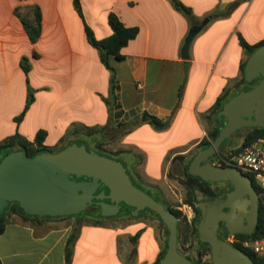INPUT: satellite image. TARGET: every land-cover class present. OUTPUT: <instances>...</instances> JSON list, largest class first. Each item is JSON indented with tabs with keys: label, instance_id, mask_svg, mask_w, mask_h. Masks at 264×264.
I'll return each mask as SVG.
<instances>
[{
	"label": "crops",
	"instance_id": "crops-1",
	"mask_svg": "<svg viewBox=\"0 0 264 264\" xmlns=\"http://www.w3.org/2000/svg\"><path fill=\"white\" fill-rule=\"evenodd\" d=\"M178 1L190 9V18L170 0H77L78 10L74 0H0V141L15 134L32 141L43 131L42 143L48 147L73 142L88 147L84 139L90 138L104 151L127 152L124 160L114 158L131 169L136 186L146 185L165 202L167 189L175 188L170 178L176 181L167 168L177 171L186 165L178 156L206 137L215 120L206 117L210 106L218 96L244 90L240 63L249 54L239 40L249 45L264 40V0ZM32 7L40 14L34 41L21 19L32 18ZM109 14L137 28L120 49L123 58H109L114 99L111 72L85 33L87 27L96 39L110 35ZM204 18L207 22L182 58L188 29ZM182 109L195 130L166 140ZM142 111L171 116L168 126L155 129L140 117ZM198 112L204 123L195 119ZM129 121L135 125L124 132ZM88 127L99 130L88 133ZM138 131L157 143L150 172L151 151L129 139ZM135 151L144 157L135 159ZM113 223L68 216L25 220L7 214L0 264H64L66 238L75 226L68 264H151L166 246V228L150 211L123 226Z\"/></svg>",
	"mask_w": 264,
	"mask_h": 264
},
{
	"label": "water",
	"instance_id": "water-1",
	"mask_svg": "<svg viewBox=\"0 0 264 264\" xmlns=\"http://www.w3.org/2000/svg\"><path fill=\"white\" fill-rule=\"evenodd\" d=\"M207 20L204 18L188 29L180 48L182 58H187L192 38ZM257 73L261 78L256 84L239 90L222 104L216 113V117L223 119L218 133L206 147L195 153L188 164V172L204 180H230L233 184L224 198L194 203L199 211L195 226L197 238L208 246L209 260L192 261L178 252L175 214L134 185L119 160L87 149L82 143L73 142L55 151H40L31 156L22 149L2 155L0 214L8 202H16L27 215L70 216L83 211L95 198L99 200L100 215L108 216L117 210L118 202H123L132 207L133 215L147 208L156 213L164 224L166 248L159 264H252L243 251L227 239L218 238L216 228L218 222L223 221L229 235L252 233L257 218V197L247 175L232 166L213 163L218 159L216 153L221 142L237 129L244 126L264 128V43L247 56L242 68L245 82L253 80ZM100 184L107 188L106 194L103 189L94 193ZM103 198L108 202L102 201Z\"/></svg>",
	"mask_w": 264,
	"mask_h": 264
},
{
	"label": "trees",
	"instance_id": "trees-1",
	"mask_svg": "<svg viewBox=\"0 0 264 264\" xmlns=\"http://www.w3.org/2000/svg\"><path fill=\"white\" fill-rule=\"evenodd\" d=\"M173 6L180 12H182L184 15L187 17H191V11L188 7L184 6L182 3H180L178 0H170ZM74 4L76 9L78 10V2L77 0H74ZM18 14V12H16ZM22 19L25 31L27 33V36L29 40L34 41L40 32V14L38 11V8L32 7V18L29 20ZM108 24L111 28V34L100 38L96 39L93 37L92 33L90 30L85 27V33H86V38L89 44L94 46L99 53V59L105 65L109 70H110V87H111V97L114 99V92H113V87H114V71L113 68L109 64V58L113 57L116 60H121L123 58L122 53L120 52V49L127 43L128 40L133 38L136 33H137V28L136 27H129L123 25V23L113 14L108 15ZM241 46L245 49L247 54H250L256 47H258L260 44L264 43V40H261L257 43L249 45L246 43L244 40L240 39L239 40ZM245 61H242L240 63V71H241V77H240V82L244 83V79L242 76V68L244 66ZM21 66L24 71L28 70V64L25 63V60L21 62ZM249 86H244L243 89L246 90L248 89ZM228 99V96L226 94H223L221 96H218L214 103L210 106L208 110V114L206 115L207 118H214V124L211 129L207 130L206 132V137H203L199 143L198 147L204 148L206 147L210 141L214 139L216 134L218 133V127H220L223 124V119L222 117H216V113L218 110H220L222 104ZM140 117L143 118L146 122L151 124L155 129H164L168 126L169 121L171 116L165 117V118H159L151 113H148L146 111H142L140 113ZM127 127L124 132L127 130L131 129L135 123L133 121H129L126 123ZM120 125V124H119ZM86 132L88 133H93L99 130L98 127H88L85 129ZM264 134V128L261 127H253L251 128L250 132L247 133L242 141L240 142L239 145L234 146L233 148L229 149L228 151H225L224 155L220 159V164L223 166H227L224 161H226L231 153L236 152L237 150L240 149V147L250 140L254 139L257 136L263 135ZM44 137V132L43 131H38L37 134L35 135L34 139L32 141H28L26 139H23L20 137L18 134L11 135L9 137H6L2 141H0V157L4 155L6 152L11 151V150H17V149H22L25 151V153L28 156H31L37 152L40 151H55L58 150L65 145H60L57 147H48L42 143ZM225 139L221 142V147L223 145V142ZM80 144V143H77ZM68 145V144H67ZM97 152V151H96ZM99 154L106 155L108 157H111L108 154H105L103 152H98ZM112 158V157H111ZM134 184V183H133ZM135 185V184H134ZM138 187V186H137ZM155 199V198H154ZM156 201L160 202L163 204V206L166 209H170L175 216L177 217V238L179 241L184 244L186 243L192 235H194L195 239L198 241L197 238V233H196V223L199 219V211L198 209L194 206L193 200L186 197L185 195L182 198L183 203H188L193 211L195 212V216L192 217L191 221L188 223L185 220V217L181 214L180 210H178L176 207L169 206L165 202H162L160 200L155 199ZM257 201H258V222L257 226L255 227V230L250 234H234V237L237 239H244V238H252L256 237L260 233V228L262 225V217H263V209H262V203L261 199L257 196ZM146 210H149L145 208ZM144 209V210H145ZM153 215H155L158 219L159 217L157 216L156 213L153 211L149 210ZM16 214L22 219H29V220H38L42 217H49V216H42L38 217L35 215H27L23 213V211L18 207L16 202H8L7 206L4 208L3 212L0 214V233L3 231L5 222H6V216L7 214ZM95 222H98L99 220H94ZM160 221V219H159ZM161 222V221H160ZM161 224L164 226V224L161 222ZM78 228L75 226L69 233V235L66 238V245L64 248V264H68L70 261L71 257V248H72V243L76 237ZM167 232V230H166ZM226 237V236H225ZM222 239H225L222 237ZM202 244V248L198 252V256L201 257L204 254H209V248L208 246L203 242H199ZM234 247L240 249L243 251L250 259L252 264H264V259L255 255L248 249L242 247L238 241L234 240L230 242ZM166 246H164L163 250L160 252L159 256L157 259L151 263V264H159V259L162 257L164 254ZM207 261V260H205Z\"/></svg>",
	"mask_w": 264,
	"mask_h": 264
},
{
	"label": "flooded vegetation",
	"instance_id": "flooded-vegetation-1",
	"mask_svg": "<svg viewBox=\"0 0 264 264\" xmlns=\"http://www.w3.org/2000/svg\"><path fill=\"white\" fill-rule=\"evenodd\" d=\"M260 78H261L260 74L257 73L256 76L254 77V79L251 80L250 82H247L246 84H244L243 87L244 86H249L248 88L252 87L254 84H256L258 82V80ZM253 127H255V126H244V127H241L237 130H242L244 128H247L242 135V139H243V137L247 133H249L251 128H253ZM218 130H219V127H218ZM198 143H196L186 153V155L191 153L190 158L187 160L186 165H184L183 167H181L180 169L177 170L178 174L174 175L175 179L177 182L181 183L184 186V195L186 197L192 199L193 203H195L199 200H207V199H213V198H224L225 194L227 192H229L233 187V184L230 180H225V181L204 180L200 176H198L197 174H192V173L188 172V164H189L190 160L193 158L195 153L199 149H201V147H198ZM220 145H219V147L217 149V153H216L218 159L216 162L213 163V165H216V166L221 165L220 159L222 158V156L225 153V151H223V149ZM229 149H231V147ZM186 155H180L178 157V159L180 160L182 157H184ZM123 166H124V164H123ZM125 170L130 177V174H129L126 167H125ZM81 179L88 180L89 178L81 177ZM130 179H131V177H130ZM131 181H132V183H134L132 179H131ZM250 186H251V189L254 191L251 180H250ZM99 189H103L105 194L108 192L107 188L104 187L102 184H100L96 188L94 193H97ZM254 193H255V191H254ZM243 199L246 200L247 197L243 196ZM91 200H92L91 204L89 206H87L83 211H81L83 213V218L90 219V220H101V219H103V220H109L112 222H120V220L123 219L122 214H125V213L129 214L130 211L132 210V207L124 204L123 202H118L117 210L113 214L108 215V216H102V215H100V206L98 205L99 200L95 199V198H92ZM102 201L108 202V199L103 198ZM245 209L246 210L248 209L247 204H245ZM223 210L226 211L227 208L224 207ZM81 212H79L78 215ZM191 213H192V217H194L195 212L193 211L192 207H191ZM78 217H80V216H78ZM246 220H247V215L245 214V216H244V223L245 224H246ZM257 222H258V201H257V218H256V221L254 224L253 231L255 230V227L257 226ZM216 235L218 238H222V237L226 238L225 236H227V232L224 228V222L223 221L218 222V225L216 228ZM190 239H192V240H188L186 243L182 244L179 241V239L177 238L176 248H177L178 252H180L182 255H184L185 257L189 258L192 261H195L188 256L187 252L189 250H191V251H194L198 255L199 250L202 248V244L199 243L200 242L199 240L197 241L195 239L194 235H192ZM195 243H197V244L195 245ZM201 243H203V242H201ZM206 260H209V258Z\"/></svg>",
	"mask_w": 264,
	"mask_h": 264
},
{
	"label": "rangeland",
	"instance_id": "rangeland-1",
	"mask_svg": "<svg viewBox=\"0 0 264 264\" xmlns=\"http://www.w3.org/2000/svg\"><path fill=\"white\" fill-rule=\"evenodd\" d=\"M190 100V99H189ZM189 101H185V104H189L188 103ZM199 119L201 122L204 123V119H203V116L200 112L197 113V115H195V119ZM175 124L173 125V127L171 128L170 132L168 134L165 135V139L166 140H176L182 136H185L190 128L191 130H195V127L194 125L192 124L191 122V118L189 116V114L186 112L185 109H182L180 114L177 116L175 122ZM247 128H244L242 130H236L235 132H233L228 138L225 139V141L223 142V145H222V149L223 151H228L229 148H233L234 146H237L240 144L241 140H242V135L243 133L245 132ZM129 139H132L134 140L135 142L137 143H140V144H143L144 147H146L149 151H151L150 153V156H151V160L149 162V167H148V171H152L154 170V161H155V149H156V140L153 138L152 135H148L147 132H144V131H138V132H135L133 133ZM86 145L88 147H86L87 149H90V150H95L97 152H103L105 154H108L110 156H113L112 158L114 157H117V158H120L122 160H124V155L127 154V152H124L123 153H114V152H110V151H104L102 150V148L98 147V146H95L94 145V142H92V140L89 138H86L84 139ZM188 143L184 144V146L180 147L181 149L182 148H186V145ZM92 146H94V148H92ZM174 149H171L168 154H170ZM143 152H139L137 153L135 151L134 153V158L135 159H139V157L143 158L144 155ZM190 155L191 153L187 154L186 156H184V158L186 160H188L190 158ZM179 157V156H178ZM126 163V162H125ZM127 170L130 174V177L131 179L133 180L134 184L136 183V180L134 178V175L131 171V169L129 167H127ZM167 172L170 174H178L175 167L174 166H171V167H168L167 168ZM245 175H247L249 177V179L251 178V176L248 174V173H244ZM171 182L175 185V188H172V189H167V191L165 192V196H164V199H165V202L167 205L169 206H173V207H176L177 206H180L181 203H182V198L184 196V186L175 181L173 178H170ZM142 188L143 191H145L146 193H148L150 196H152L153 198L157 199V200H160L162 201L161 197H159L155 191H153L151 188L147 187L146 185H140ZM164 202V201H162ZM141 213H149V210H140L138 212V214H141ZM80 216L81 218L83 217V213L81 212L79 215L78 214H74V215H70L68 217H78ZM135 215L132 214V212L130 211L129 214H122V217L123 219L120 220V222H114L113 224H118L120 226H123L125 225L130 219L134 218ZM74 219V218H73ZM103 221V219H101ZM99 220V221H101ZM93 221V220H92ZM189 240H192V239H189ZM197 243H195L196 245ZM188 256L195 260V261H198L199 259L201 260V262L205 261L206 259L209 258V254H204L202 255L201 257H199L194 251H191L189 250L188 252Z\"/></svg>",
	"mask_w": 264,
	"mask_h": 264
},
{
	"label": "built area",
	"instance_id": "built-area-1",
	"mask_svg": "<svg viewBox=\"0 0 264 264\" xmlns=\"http://www.w3.org/2000/svg\"><path fill=\"white\" fill-rule=\"evenodd\" d=\"M226 165L232 166L242 173H248L255 191V195L261 199L263 217L260 233L256 237L237 239L233 235L227 234L229 242L238 241L239 244L264 259V134L255 137L239 150L231 153L229 158L224 161ZM185 220L189 223L192 219L191 206L188 203H181L177 206ZM251 234V233H250ZM248 234V235H250Z\"/></svg>",
	"mask_w": 264,
	"mask_h": 264
}]
</instances>
